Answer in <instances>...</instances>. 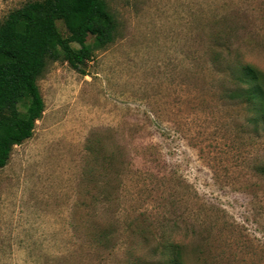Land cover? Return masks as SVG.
Instances as JSON below:
<instances>
[{"label":"rangeland","instance_id":"obj_1","mask_svg":"<svg viewBox=\"0 0 264 264\" xmlns=\"http://www.w3.org/2000/svg\"><path fill=\"white\" fill-rule=\"evenodd\" d=\"M26 1L0 0V22ZM107 2L116 41L86 74L48 62L43 116L0 169V264H174L177 246L264 264V115L231 72L264 77V0Z\"/></svg>","mask_w":264,"mask_h":264},{"label":"trees","instance_id":"obj_2","mask_svg":"<svg viewBox=\"0 0 264 264\" xmlns=\"http://www.w3.org/2000/svg\"><path fill=\"white\" fill-rule=\"evenodd\" d=\"M58 21L66 27V34ZM118 35L119 20L107 0H29L7 13L0 22V169L8 163L15 145L33 135L37 120L43 116L45 102L38 79L48 62L62 59L86 74L85 66L93 54L114 43ZM231 72L235 82L246 87L244 96L259 102L264 115L260 70L252 63L237 62L231 65ZM90 151L107 168L115 165L116 154L105 153L100 159L101 148ZM102 201L98 197L92 200L96 213ZM95 225L102 241L109 223L97 215ZM177 249L174 264H185L181 246Z\"/></svg>","mask_w":264,"mask_h":264}]
</instances>
